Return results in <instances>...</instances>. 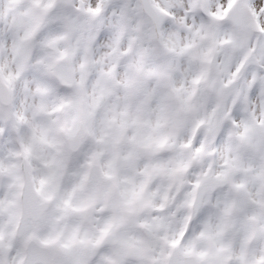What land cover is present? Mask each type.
Segmentation results:
<instances>
[{"label":"snow or ice","instance_id":"6c2138e0","mask_svg":"<svg viewBox=\"0 0 264 264\" xmlns=\"http://www.w3.org/2000/svg\"><path fill=\"white\" fill-rule=\"evenodd\" d=\"M0 264H264V0H0Z\"/></svg>","mask_w":264,"mask_h":264}]
</instances>
